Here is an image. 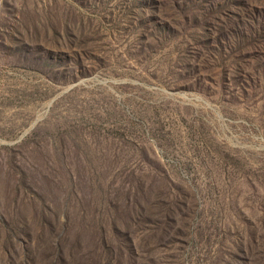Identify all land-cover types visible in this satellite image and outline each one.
I'll list each match as a JSON object with an SVG mask.
<instances>
[{"label":"rangeland","instance_id":"374dc122","mask_svg":"<svg viewBox=\"0 0 264 264\" xmlns=\"http://www.w3.org/2000/svg\"><path fill=\"white\" fill-rule=\"evenodd\" d=\"M0 264H264V0H0Z\"/></svg>","mask_w":264,"mask_h":264},{"label":"trees","instance_id":"16d2710c","mask_svg":"<svg viewBox=\"0 0 264 264\" xmlns=\"http://www.w3.org/2000/svg\"><path fill=\"white\" fill-rule=\"evenodd\" d=\"M56 249H57V250H56L57 253L60 254V255L63 257L62 248H61V247L59 248V247L57 246ZM58 256H59V255H58ZM62 257H60V258H62Z\"/></svg>","mask_w":264,"mask_h":264}]
</instances>
